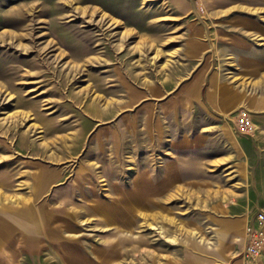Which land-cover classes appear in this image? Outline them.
<instances>
[{
  "label": "rangeland",
  "instance_id": "obj_1",
  "mask_svg": "<svg viewBox=\"0 0 264 264\" xmlns=\"http://www.w3.org/2000/svg\"><path fill=\"white\" fill-rule=\"evenodd\" d=\"M213 73L264 91V0H0V264H76L75 249L112 243L128 251L116 264L144 262V249L163 262L199 253L198 200L183 185L200 173L182 170L199 167L196 120L209 119L194 87ZM45 170L53 182L38 189ZM136 177L168 191L132 205L144 226L127 230L113 208H130L118 200Z\"/></svg>",
  "mask_w": 264,
  "mask_h": 264
},
{
  "label": "crops",
  "instance_id": "obj_2",
  "mask_svg": "<svg viewBox=\"0 0 264 264\" xmlns=\"http://www.w3.org/2000/svg\"><path fill=\"white\" fill-rule=\"evenodd\" d=\"M206 72L207 68L195 72L194 86L202 82ZM214 74L209 78L211 84L208 89L206 91L203 88L200 89L201 95L194 87L195 100L200 99L201 101V104L195 102V107L203 105L200 109L204 110L205 116L206 111L208 112L207 118L209 119L206 125L196 120L199 167L196 165L197 160L193 159L192 162H186L182 170L183 175L200 173V182L183 185V190L186 186L189 191H193L192 195L198 200L200 222H203L204 228L205 247H202L199 253L193 249H184L180 255L182 260L178 259L177 252L168 253L166 256L169 257L165 262L161 260L159 250L154 248L153 251H146L144 249L143 253L139 251L138 259L144 260L139 264H264V251L254 261H248L241 256L246 243L245 226L253 223L258 210H264V91L256 93L245 87L228 85L225 79L216 80ZM90 107H94V110L98 112L95 104H91ZM239 108L249 109L248 111L252 113L250 114L255 128L248 134L241 131L236 132L234 122L230 120L232 116L230 114ZM40 174L42 175L37 174L38 177H34V187L36 185L39 189L53 182V174L50 170H45ZM6 181L7 179L3 180V182ZM150 181L148 178V182H142L139 177H136L133 179V188L128 191L130 193L121 195L119 203L129 201L131 204L130 208H127V205L122 207L119 205V209L113 208V212H117L120 218L116 222L119 228L124 227L128 230L129 227L144 226L143 220L138 218L139 215L132 219L133 215L130 214L132 205L137 211L142 207V199L147 195L151 204L158 205L157 197H152V195L159 191L163 192L164 189L168 191L167 179L161 180L159 187L150 185ZM192 195L190 194V197ZM23 206L19 208L23 209L22 212L17 210L19 214H22L23 218H33L32 214L35 212L32 206L25 204V209ZM46 213V218L47 216L55 217L50 211ZM110 222H104V225L107 226ZM2 225L4 221L1 220L0 226ZM6 234L11 236L14 232L9 228ZM139 240L142 241L141 245L138 243L139 248L142 245L145 247L144 234L138 236V242ZM123 241L124 238L122 241H117V244H123ZM113 244L115 243L110 244V248L95 245L87 246V249L82 247L75 249L73 262L76 264H116L114 259L121 254H127L128 251L122 252L121 248ZM11 256L14 258V250Z\"/></svg>",
  "mask_w": 264,
  "mask_h": 264
},
{
  "label": "built area",
  "instance_id": "obj_3",
  "mask_svg": "<svg viewBox=\"0 0 264 264\" xmlns=\"http://www.w3.org/2000/svg\"><path fill=\"white\" fill-rule=\"evenodd\" d=\"M237 129L241 132H252L254 122L246 109H241L235 118ZM245 229V246L241 256L248 261H254L264 251V210H258L253 223Z\"/></svg>",
  "mask_w": 264,
  "mask_h": 264
},
{
  "label": "bare ground",
  "instance_id": "obj_4",
  "mask_svg": "<svg viewBox=\"0 0 264 264\" xmlns=\"http://www.w3.org/2000/svg\"><path fill=\"white\" fill-rule=\"evenodd\" d=\"M82 48H83V46H82ZM82 48H81V51H82ZM78 51H80V49H79ZM83 52H84V50H83ZM79 53H80V52H79Z\"/></svg>",
  "mask_w": 264,
  "mask_h": 264
}]
</instances>
